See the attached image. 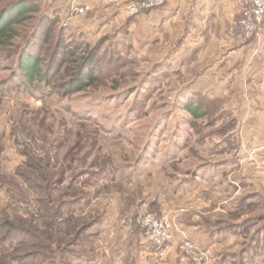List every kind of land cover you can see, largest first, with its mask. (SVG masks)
Returning a JSON list of instances; mask_svg holds the SVG:
<instances>
[{"label": "rangeland", "instance_id": "1", "mask_svg": "<svg viewBox=\"0 0 264 264\" xmlns=\"http://www.w3.org/2000/svg\"><path fill=\"white\" fill-rule=\"evenodd\" d=\"M15 1L0 0V11ZM21 1L28 12L0 48V264H196L176 244L154 252L143 215L198 224V240L188 238L210 264H264V156L249 146L241 160H253L217 176L236 160L239 119L175 55L178 39L161 41L141 21L149 11L126 17L125 5H86L76 17V0ZM29 43L51 86L71 67L60 50L109 53L83 92H28L17 59ZM197 99L199 119L185 109Z\"/></svg>", "mask_w": 264, "mask_h": 264}, {"label": "crops", "instance_id": "2", "mask_svg": "<svg viewBox=\"0 0 264 264\" xmlns=\"http://www.w3.org/2000/svg\"><path fill=\"white\" fill-rule=\"evenodd\" d=\"M129 1L76 0L79 5L111 7L110 10ZM244 3V0H165L161 7L147 11L141 20L146 21L149 33L155 32L161 41L178 39L175 55H187L184 64L202 71L197 78L201 81L199 86H205L209 96L224 99L223 108L233 110L239 119L236 160L215 168L217 176L239 166L249 146L264 156V22L253 38L244 40L235 26ZM168 62L176 66L178 60ZM180 229L196 240V235L202 234L198 224H193L194 231L182 225ZM174 246L173 243L165 246L163 254ZM147 249L144 252L149 258H155L156 253L148 254Z\"/></svg>", "mask_w": 264, "mask_h": 264}, {"label": "trees", "instance_id": "3", "mask_svg": "<svg viewBox=\"0 0 264 264\" xmlns=\"http://www.w3.org/2000/svg\"><path fill=\"white\" fill-rule=\"evenodd\" d=\"M28 4H24L21 0L15 1L11 3L10 7L4 8L0 11V48H4L10 43L13 39V25L18 23V19L22 17L28 9L26 8ZM50 21L53 19L48 18ZM45 27V26H44ZM45 31H42V35ZM51 29L48 27L46 31V35H50ZM62 34V33H61ZM47 35V37H48ZM61 36V44H62ZM60 40V37H59ZM32 49L31 44H28V47L19 54L17 59V75L18 79L22 80L23 87L26 91L32 92L33 90H37L40 88V85L51 86L50 81L52 76L50 73L52 69L48 66V71L43 70L42 59L41 56L34 55L29 53L27 50ZM109 50H105V52L100 53L99 49L97 50H88L84 55H78V51L76 47L74 49L69 50H60V53L57 54V57L60 58L62 63L64 62V57L70 60V65L68 69V73L65 78H60L61 82L51 86L53 92L62 93L63 95H68L72 93L83 92L86 88L90 87L97 81V77L95 75V66L100 58H102ZM62 53V54H61ZM105 53V54H104ZM109 53V52H108ZM71 58V59H70ZM73 58V59H72ZM50 70V71H49ZM53 75H56L53 74ZM55 84V83H54ZM5 91L0 88V91ZM205 102L204 100H202ZM199 100L197 102L195 100L188 101L185 109L193 116L194 118H203L206 116V111L202 109L198 105ZM206 103V102H205ZM25 163L33 164V157L26 156ZM32 160V161H31ZM30 169H34V171H38L39 167H34L29 165ZM45 183H50L47 176L45 178Z\"/></svg>", "mask_w": 264, "mask_h": 264}, {"label": "built area", "instance_id": "4", "mask_svg": "<svg viewBox=\"0 0 264 264\" xmlns=\"http://www.w3.org/2000/svg\"><path fill=\"white\" fill-rule=\"evenodd\" d=\"M165 0H131L124 7L126 17H137L152 9L161 7ZM240 10V17L235 23L244 40L251 39L257 33L264 20V0H244ZM89 10L87 6L75 9L72 16L82 17ZM254 154V153H253ZM253 156V158L251 157ZM255 155L248 154L240 161L253 160ZM139 222L145 231V240L153 249H162L170 243L186 254L193 255L196 264H210L208 254L203 251L198 243L188 238L185 231L180 229L175 221L167 216L143 215Z\"/></svg>", "mask_w": 264, "mask_h": 264}]
</instances>
